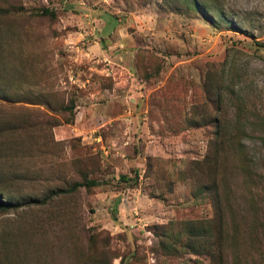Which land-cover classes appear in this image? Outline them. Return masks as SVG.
<instances>
[{"label":"rangeland","instance_id":"1","mask_svg":"<svg viewBox=\"0 0 264 264\" xmlns=\"http://www.w3.org/2000/svg\"><path fill=\"white\" fill-rule=\"evenodd\" d=\"M0 264H264V0H0Z\"/></svg>","mask_w":264,"mask_h":264},{"label":"trees","instance_id":"2","mask_svg":"<svg viewBox=\"0 0 264 264\" xmlns=\"http://www.w3.org/2000/svg\"><path fill=\"white\" fill-rule=\"evenodd\" d=\"M255 183H257L258 185H260V186H262L259 182H257V181H255ZM95 185H97V183L96 182H86V183H82V184H76L73 188H72V190H75V189H77V188H79V187H90V186H95ZM259 188V187H258ZM259 194V193H258ZM215 245V244H214Z\"/></svg>","mask_w":264,"mask_h":264}]
</instances>
